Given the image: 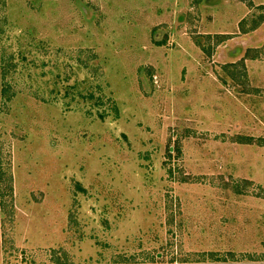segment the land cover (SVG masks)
Returning <instances> with one entry per match:
<instances>
[{
    "label": "rangeland",
    "instance_id": "1",
    "mask_svg": "<svg viewBox=\"0 0 264 264\" xmlns=\"http://www.w3.org/2000/svg\"><path fill=\"white\" fill-rule=\"evenodd\" d=\"M263 256L264 0H0V264Z\"/></svg>",
    "mask_w": 264,
    "mask_h": 264
},
{
    "label": "trees",
    "instance_id": "2",
    "mask_svg": "<svg viewBox=\"0 0 264 264\" xmlns=\"http://www.w3.org/2000/svg\"><path fill=\"white\" fill-rule=\"evenodd\" d=\"M211 254H213V255H215V259H217V260H220V261H225L226 260V257H225V254H219V253H216V252H210ZM227 253V255H228V257H230V259L232 258V260H234L235 258H233L234 257V255H235V253L234 252H232V251H229V252H226ZM263 258H264V256H263ZM241 264H244V263H241ZM250 264H262V263H250Z\"/></svg>",
    "mask_w": 264,
    "mask_h": 264
}]
</instances>
